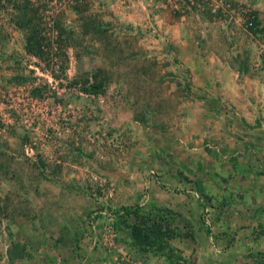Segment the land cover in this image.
Instances as JSON below:
<instances>
[{"label":"rangeland","instance_id":"obj_1","mask_svg":"<svg viewBox=\"0 0 264 264\" xmlns=\"http://www.w3.org/2000/svg\"><path fill=\"white\" fill-rule=\"evenodd\" d=\"M134 1L0 0V264H264V8Z\"/></svg>","mask_w":264,"mask_h":264},{"label":"trees","instance_id":"obj_2","mask_svg":"<svg viewBox=\"0 0 264 264\" xmlns=\"http://www.w3.org/2000/svg\"><path fill=\"white\" fill-rule=\"evenodd\" d=\"M31 40H32V36L27 39L29 47H31L30 44ZM85 86L86 87H82V88H83V92L87 94L99 96L100 94L104 93L103 86L101 83H92L91 85L89 84ZM133 213H137V212H135L134 210H127V214L131 215ZM131 231H132V236L136 240H140L142 238L143 233L145 232V229L142 225L136 223L131 226Z\"/></svg>","mask_w":264,"mask_h":264},{"label":"built area","instance_id":"obj_3","mask_svg":"<svg viewBox=\"0 0 264 264\" xmlns=\"http://www.w3.org/2000/svg\"><path fill=\"white\" fill-rule=\"evenodd\" d=\"M118 1L117 4H122L124 7H126L127 5L132 3V0H112V2H116ZM135 3H141L144 4L146 3L148 5V7L150 8H155L156 6L158 7V4L161 2V0H135ZM145 5V4H144ZM134 6V5H133Z\"/></svg>","mask_w":264,"mask_h":264},{"label":"crops","instance_id":"obj_4","mask_svg":"<svg viewBox=\"0 0 264 264\" xmlns=\"http://www.w3.org/2000/svg\"><path fill=\"white\" fill-rule=\"evenodd\" d=\"M258 3V5L259 6H262L263 8H264V0H259V2H257ZM158 12L157 13H159L158 14V17H160V14H161V12L159 11V10H157ZM162 17V16H161ZM217 50V49H216ZM218 51V50H217ZM217 58V57H216ZM213 59V58H212ZM218 59V58H217ZM214 60V59H213ZM206 61H207V59H206ZM220 61V60H219ZM220 75V74H219ZM216 76H218V75H216ZM259 103V102H258ZM250 105H252L251 103H250ZM247 108H250V109H262V110H264V101L260 104V105H256V106H258V107H249V103H247ZM260 106V107H259Z\"/></svg>","mask_w":264,"mask_h":264}]
</instances>
